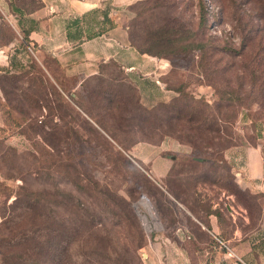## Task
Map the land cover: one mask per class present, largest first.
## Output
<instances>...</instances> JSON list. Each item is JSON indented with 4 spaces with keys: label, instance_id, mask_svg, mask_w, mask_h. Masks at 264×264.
Segmentation results:
<instances>
[{
    "label": "rangeland",
    "instance_id": "1",
    "mask_svg": "<svg viewBox=\"0 0 264 264\" xmlns=\"http://www.w3.org/2000/svg\"><path fill=\"white\" fill-rule=\"evenodd\" d=\"M128 2L129 43L169 64L161 101L120 65L74 96L53 59L1 72L0 264H210L182 251L186 200L241 205L257 227L264 184H241L227 153L264 160V0Z\"/></svg>",
    "mask_w": 264,
    "mask_h": 264
},
{
    "label": "crops",
    "instance_id": "2",
    "mask_svg": "<svg viewBox=\"0 0 264 264\" xmlns=\"http://www.w3.org/2000/svg\"><path fill=\"white\" fill-rule=\"evenodd\" d=\"M128 1L0 0V70L10 66L17 49L23 61L30 58L41 63L45 58L53 59L63 70V78L76 83L69 89L73 93L89 80L110 76L104 65L116 63L143 100L161 101L166 95L163 78L169 64L140 54L129 43L122 20ZM53 82L67 94L57 79L53 78ZM227 154L241 184L253 188L264 184L260 148L235 147ZM194 201L201 204L199 199ZM226 208V212L220 209V215L215 206L206 215L199 214L200 218L182 203V251L209 252L208 242L214 240L217 255L210 264H264V212L257 227L249 231L248 210L241 205L240 211L229 204Z\"/></svg>",
    "mask_w": 264,
    "mask_h": 264
},
{
    "label": "trees",
    "instance_id": "3",
    "mask_svg": "<svg viewBox=\"0 0 264 264\" xmlns=\"http://www.w3.org/2000/svg\"><path fill=\"white\" fill-rule=\"evenodd\" d=\"M131 44V43H130ZM134 48H136L137 49V51L140 53V54H149L150 56H153V55H156V54H152L151 52H149V51H146V50H139L136 46H134L133 44H131ZM200 49L202 50V51H204V49H205V45L204 44H201V46H200ZM18 51H19V49H17L15 52V55H14V57H12V61L10 62V66L9 67H7V68H4V69H1L0 70V75L2 74L1 72L2 71H8L9 69H10V67H13V66H15L16 65V62H19L20 63V61L22 60V59H19L18 58V55H17V53H18ZM230 52H234V51H232V50H229ZM236 54H239V52L238 53H236ZM154 57V56H153ZM155 57H158V55H156ZM33 59H28V60H25L24 62L26 63V62H29V61H32ZM23 61V60H22ZM34 61V60H33ZM15 64V65H14ZM110 64V66H116V65H118V64H116V63H109ZM2 76H0V78H1ZM103 80V78H101V79H99V82H101ZM130 89L133 91V92H137V90L135 89V87L132 85V84H130ZM76 92H69L68 93V96H70V95H72V96H74L73 94H75ZM137 94H138V92H137ZM229 95H231V96H233L234 97V92H232L231 94H229ZM77 97H78V95H76ZM81 108V107H80ZM82 109V108H81ZM235 147H238V146H235ZM235 147H233V148H235ZM232 168H233V163H232ZM233 171H234V168H233ZM196 200H198V199H196ZM182 203H184V204H186L187 203V206L192 210V212L194 213V214H197V215H199L198 213H196V211H197V207H199V203H197V201H194V202H192L193 204L192 205H190V204H188V202H187V200L185 201V202H182ZM195 205H197V206H195ZM264 212V211H263ZM221 212L219 211V214H220ZM221 217V216H220ZM213 243H215V244H213ZM214 246H216V242L214 241V240H209V242H208V245H207V249H209V252H206L205 254H208V255H210V257H211V259H210V261L212 260V261H214V259L216 258V255H217V250H216V248L214 247ZM219 246H220V244H219ZM220 248H221V246H220ZM225 248V247H224ZM199 254V253H198ZM201 254H204V253H201ZM207 262V261H206ZM205 264H207V263H205Z\"/></svg>",
    "mask_w": 264,
    "mask_h": 264
}]
</instances>
